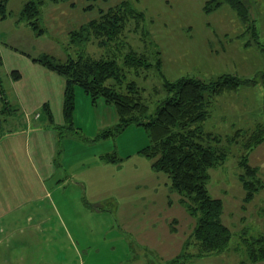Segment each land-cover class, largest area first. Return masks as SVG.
Masks as SVG:
<instances>
[{
    "label": "rangeland",
    "instance_id": "obj_1",
    "mask_svg": "<svg viewBox=\"0 0 264 264\" xmlns=\"http://www.w3.org/2000/svg\"><path fill=\"white\" fill-rule=\"evenodd\" d=\"M228 1H46L37 19L44 29L39 35L25 21H17L24 0H6L8 15L0 18V79L12 98L5 109L0 101V146L8 140L3 133L23 126L22 105L13 99L15 89L6 75V67L18 68L23 79L16 86L29 91L26 101L37 104L44 117L43 103L51 105L53 159L47 162L53 167L44 184L39 183L25 159L24 144L19 145L18 162L9 163L7 174L19 177L8 187L34 189V195L28 194L1 220L0 264H264L249 262L242 249L243 234L248 239L264 235V141L249 154L263 186L248 200L238 165L240 143L229 140L238 128L249 132L264 123V0H239L247 18ZM122 4L130 11L122 8L124 21L114 41L103 45L101 36L82 45L72 41L71 33L82 24L101 20ZM131 52L151 64L125 69L150 111L168 95L163 78L193 76L208 82L224 73L240 78L235 89L207 92L204 104L202 127L227 152L224 163L209 170L207 183L210 194L223 201L222 220L232 233L221 253L173 261L184 250L194 218L169 190L168 176L152 170L151 160L138 153L149 142L144 126L131 123L99 138L100 131L117 121L114 105L102 98L93 103L76 86L73 124L68 127L61 117L64 77L34 60L47 53L62 62L82 53L91 59L114 57L121 65ZM7 111L18 115V121L5 123ZM29 139L33 153L34 140ZM113 151L120 160L101 159ZM5 165L0 161V174ZM195 250L189 244L184 252Z\"/></svg>",
    "mask_w": 264,
    "mask_h": 264
},
{
    "label": "trees",
    "instance_id": "obj_2",
    "mask_svg": "<svg viewBox=\"0 0 264 264\" xmlns=\"http://www.w3.org/2000/svg\"><path fill=\"white\" fill-rule=\"evenodd\" d=\"M46 1L69 0H24L17 21H25L37 34H42L44 29L39 26L37 19ZM5 2L6 0H0V18L8 15ZM228 2L241 17L244 15L247 18L243 3L241 5L239 0ZM121 6L109 9L101 20H92L70 32L72 41L77 40L82 45L92 36H101L103 45L114 41L121 32L125 12L123 9L130 11L129 5ZM135 16L142 18L138 13ZM144 59L133 52L125 55L121 65H118L114 57L91 59L83 57L82 53L67 57L62 62L56 61L47 53L34 58L42 66L64 77L62 113L68 127L72 128L73 124L76 86L93 103L102 98L106 104L114 105L117 121L112 127L100 131L99 138L114 135L131 123L144 126L149 142L138 153L151 160L152 170L164 172L168 176L169 190L179 195L180 204L194 218L184 250L173 261L221 253L228 248L232 233L222 220L223 201L210 194L207 183L210 179L209 170L223 164L227 152L219 145V138L205 132L202 127L207 114L204 104L207 92L216 94L225 89H235L241 83L240 78L231 73L221 74L216 80L208 82L193 76L179 77L176 80L163 78L162 85L168 95L150 111L147 103L139 99L136 83L127 80L125 70L149 67L151 64ZM156 66L160 67V61H157ZM43 109L52 121L47 103L43 104ZM238 129L229 140L240 143L238 165L242 169L245 199L250 200L263 186L257 167L250 165L248 160L254 147L264 141V123H257L249 132ZM101 159L116 162L120 157L116 158L113 151L111 154L101 155ZM242 242V249L244 248L249 262L264 261V235L248 239L243 234ZM189 244L196 248L194 252H184Z\"/></svg>",
    "mask_w": 264,
    "mask_h": 264
},
{
    "label": "crops",
    "instance_id": "obj_3",
    "mask_svg": "<svg viewBox=\"0 0 264 264\" xmlns=\"http://www.w3.org/2000/svg\"><path fill=\"white\" fill-rule=\"evenodd\" d=\"M0 63L2 64L1 59H0ZM48 70L52 71L50 69ZM13 71H17L18 73ZM6 75L8 78L9 87H13L15 89L13 99H16L17 102H19V104L21 103L22 105V107L21 105L20 107L22 108V112H23V117H21L23 126L21 128H9L8 129L9 131L7 133H3V135H6V137H8V140L4 146H0V157H3L0 158V161H6V165L4 166L3 173L0 174V189L3 190L2 195L0 194V226L3 225L1 220L3 219L4 216L7 215L5 212H10L14 207V205H16L17 203H21L20 201H23L28 196V194L29 196L34 195L33 192L34 189H30L29 191L26 189V192H24L17 188L10 189L8 187V184H11L12 182H14V180H16L19 177L18 173H13L12 175L7 174V168L9 167V163L12 164L13 162L17 163L18 162L17 160H19L17 155V151H19L18 148H21L22 144L25 145L26 154L28 156L25 159L32 166V172L34 171L33 176L35 177L36 180H38L39 183L44 184L43 180L45 175L50 171L52 172V167H53L52 163L49 166V163L47 162V158L50 160V162L51 159H53L52 158L53 147H51L53 146V138L51 134L52 133L51 130H53L52 121L49 120L48 114L45 113V117H44L42 115V112L40 110L38 111L37 108L34 107L37 106V104H35L32 107L26 101L29 91L23 92V91H19L20 88H17L16 84H18L23 79V74L21 73L20 69L6 67ZM63 92H64V86L62 89L61 102H63ZM11 98H12L11 92H6L5 87L4 88L2 87V83L0 79V101H2L3 109H5L4 108L5 106L11 103L10 101ZM49 108L51 112L50 104H49ZM61 117L62 120L64 121L63 113H62V103H61ZM12 120L15 122L18 121V115L16 114L12 115L11 112L10 113L8 112V116L4 117V122L11 123ZM30 137H33L34 140L33 153H31V151L29 150ZM19 145H21V147H19ZM5 153H9L11 156L9 158L5 157ZM34 163L35 166L32 165ZM37 163L40 165L44 164V166L41 167L42 169L38 168ZM13 166L14 165H12V167ZM0 231L3 232V230L1 229Z\"/></svg>",
    "mask_w": 264,
    "mask_h": 264
}]
</instances>
